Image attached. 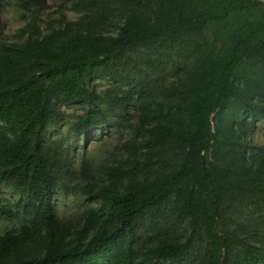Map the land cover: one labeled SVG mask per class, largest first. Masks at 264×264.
<instances>
[{
  "label": "trees",
  "instance_id": "obj_1",
  "mask_svg": "<svg viewBox=\"0 0 264 264\" xmlns=\"http://www.w3.org/2000/svg\"><path fill=\"white\" fill-rule=\"evenodd\" d=\"M81 1L102 6L96 24L107 21L109 3L121 6L116 34H91L66 21L42 36L28 23L16 43H4L0 34V185L23 197L13 203L0 198V220L17 224L0 235V264H264V243L254 245L231 229L232 214L225 207L245 199L260 214L249 213L241 225L264 230V159L245 184L232 183L227 171L207 162L215 140L209 118L227 99L237 97L245 111L264 120V106L236 95L233 81L242 59L264 58V0H206L202 8L176 11L175 0ZM44 3L27 0L23 8L36 13ZM189 35H205L209 43L185 94L186 122L156 123L146 138L161 161L178 154V167L136 181L149 161L125 159L102 166L107 184L92 189L90 182L69 183L74 168L65 140L48 136L49 126L63 116L61 107L85 108L71 130L74 138L88 135L108 123L95 105L98 95L85 87L91 76L120 80L141 64L162 68V57L178 72L169 47ZM159 46L164 52H156L155 59L140 51ZM142 91L137 84L109 98L108 109L133 104ZM78 169L81 175L90 171L85 162ZM78 187L88 198L95 196L99 207L75 221L57 217L54 191ZM171 194L177 197L172 214L187 219L182 241L159 237L157 220ZM149 229L156 236L146 243Z\"/></svg>",
  "mask_w": 264,
  "mask_h": 264
},
{
  "label": "rangeland",
  "instance_id": "obj_2",
  "mask_svg": "<svg viewBox=\"0 0 264 264\" xmlns=\"http://www.w3.org/2000/svg\"><path fill=\"white\" fill-rule=\"evenodd\" d=\"M25 2L27 0H3L0 5V34L6 44L21 41L18 31L28 23L34 24L39 36L51 28L61 26L64 21L75 23L77 28L91 34L114 36L123 16V8L117 3H109L107 21L96 24L94 18H97L102 9L100 5L85 6L81 0H45L42 8L35 13L33 8L29 12L25 11ZM205 5L206 0H175L171 8L174 11L191 10ZM25 37L26 34L22 36L23 39ZM208 43L205 35H189L173 44L172 48L169 47L172 59L177 61L173 63L181 67L178 72H172V62L162 57V68L156 63L149 66L141 64L138 71L130 69L120 80L110 81L91 76L85 87L98 95L95 105L105 111L108 123L93 129L86 136L74 138L71 125L76 117L83 115L85 108L63 106L62 118L48 129L49 137L65 140L64 144L74 168L68 182H77L80 187L90 182L92 189L94 185L107 184L102 166L117 164L125 159L136 160L139 164H147L149 161L133 177L136 181L153 180L176 169L180 162L178 154L171 153L161 161L155 152L151 153L155 147L146 143L147 129L156 123L172 127H182L185 124V94L192 84L195 70L207 52ZM140 51H146L151 59H155L156 52L163 53L164 48L159 46ZM233 81L236 95L247 97L253 103L264 106V58L242 59ZM137 84L143 86V91L140 96L132 98L133 104L123 109H108L109 98L118 96ZM209 125L215 140L207 153V162L227 171L228 179L232 183H247V177L251 176L252 171L264 159V120L253 117L243 109L237 97H231L224 102L221 109L210 115ZM82 162L90 169L85 175H81L78 169ZM80 187L54 191L52 204L57 217L75 221L87 209L99 207V200L95 196L88 198ZM120 189L121 187H116V190ZM0 198L9 203L23 199L3 185H0ZM176 202L177 197L171 194L161 206L162 217L157 220L161 239L182 241L188 234L187 219L172 214ZM225 207L232 214L231 229H235L254 245L264 243V230L255 231L241 225L249 213L253 216L260 214L256 211L257 208L247 205L245 199L240 202L228 201ZM16 228L15 222L0 220V235ZM155 236L154 230L149 229L145 236L146 243L148 238Z\"/></svg>",
  "mask_w": 264,
  "mask_h": 264
}]
</instances>
